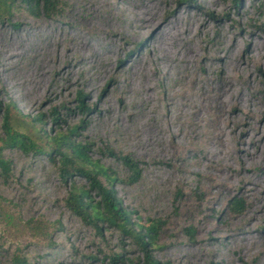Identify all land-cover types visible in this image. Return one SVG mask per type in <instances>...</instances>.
Segmentation results:
<instances>
[{
  "label": "rangeland",
  "instance_id": "rangeland-1",
  "mask_svg": "<svg viewBox=\"0 0 264 264\" xmlns=\"http://www.w3.org/2000/svg\"><path fill=\"white\" fill-rule=\"evenodd\" d=\"M60 2L52 17L18 2L0 16V103L43 114L47 128L53 108L64 127L82 120L78 139L116 174L121 206L162 221L160 262L264 264V0ZM78 92L91 111L77 109ZM106 147L139 163L137 181ZM3 154L11 169L0 178V264L137 255L65 207L67 186L47 157Z\"/></svg>",
  "mask_w": 264,
  "mask_h": 264
},
{
  "label": "trees",
  "instance_id": "trees-1",
  "mask_svg": "<svg viewBox=\"0 0 264 264\" xmlns=\"http://www.w3.org/2000/svg\"><path fill=\"white\" fill-rule=\"evenodd\" d=\"M192 1V0H185ZM234 5L237 0H232ZM18 2L30 15L56 16L61 7L60 0H0V16H5ZM85 95L77 93V109L91 111L84 105ZM2 115L0 138V178L6 182L10 177L11 163L4 157V150L18 149L25 155L45 156L55 167L60 179L67 186L65 207L84 225L91 226L96 233L102 229L116 231L136 248L137 255L126 258L124 252L105 255L100 264H171L160 262L153 251L160 248L158 236L163 226L160 219L132 218V212L121 206L115 197L112 185L118 180L114 172L94 159L93 144L78 139L84 129L81 120L77 125L63 126L57 110L50 114L51 127H46L43 114L34 116L22 114L12 103H0ZM105 154L123 164L129 171V183L139 178V163L127 154L115 152L106 147ZM83 179L84 183L76 181ZM241 200L234 199L231 210L240 212ZM187 233L192 235L191 229ZM90 258V257H86ZM95 260V257H91ZM11 264H27L23 258L14 255Z\"/></svg>",
  "mask_w": 264,
  "mask_h": 264
},
{
  "label": "bare ground",
  "instance_id": "bare-ground-1",
  "mask_svg": "<svg viewBox=\"0 0 264 264\" xmlns=\"http://www.w3.org/2000/svg\"><path fill=\"white\" fill-rule=\"evenodd\" d=\"M103 3V2H102ZM137 11V10H136ZM145 11H146V8H142L141 10H140V12L138 13V15H137V18L139 19V20H141V19H144V13H145ZM136 15V14H135ZM134 16V15H133ZM73 17V16H72ZM134 18V17H133ZM149 23H150V21H149ZM155 24H157V22H152L151 23V27L152 26H154ZM173 37H174V35H172ZM171 39L174 41V39L173 38H170L169 39V36L168 37H166V41L168 42V45L170 44V46H173L174 45V43H172L171 42ZM166 42V43H167ZM23 44V43H22ZM77 44V43H76ZM182 45V44H181ZM24 46V45H23ZM81 46V45H80ZM177 46V45H176ZM26 47V46H25ZM24 47V48H25ZM187 48V47H186ZM173 51H174V53H176V51H177V49L176 48H171ZM173 53V54H174ZM26 54V53H25ZM29 59V58H28ZM182 59V58H181ZM9 60V59H8ZM11 61H13V60H11ZM144 62V61H143ZM142 66V65H141ZM228 88V87H227ZM231 89V88H230ZM228 90V89H227ZM225 93V92H224ZM227 97L230 99V98H232V96H231V93H229L228 95H227ZM146 98H147V96H146ZM225 98H226V96H225ZM222 101H223V99L222 98H220ZM224 104V103H223ZM220 170V169H219Z\"/></svg>",
  "mask_w": 264,
  "mask_h": 264
}]
</instances>
